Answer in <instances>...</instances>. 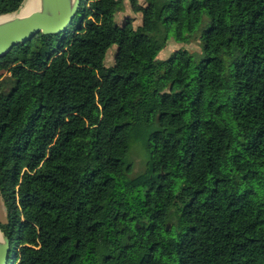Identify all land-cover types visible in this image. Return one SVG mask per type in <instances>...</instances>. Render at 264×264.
Segmentation results:
<instances>
[{
	"label": "trees",
	"instance_id": "16d2710c",
	"mask_svg": "<svg viewBox=\"0 0 264 264\" xmlns=\"http://www.w3.org/2000/svg\"><path fill=\"white\" fill-rule=\"evenodd\" d=\"M141 1L134 26L81 0L0 57L9 264H264V0ZM171 34L200 58L158 57Z\"/></svg>",
	"mask_w": 264,
	"mask_h": 264
},
{
	"label": "water",
	"instance_id": "95a60500",
	"mask_svg": "<svg viewBox=\"0 0 264 264\" xmlns=\"http://www.w3.org/2000/svg\"><path fill=\"white\" fill-rule=\"evenodd\" d=\"M80 4L81 0H40L39 8L32 13L0 15L3 17L0 20V57L8 54L15 45L26 43L40 32L61 33L72 23ZM10 252L11 242L3 233L0 238V264H9Z\"/></svg>",
	"mask_w": 264,
	"mask_h": 264
},
{
	"label": "rangeland",
	"instance_id": "374dc122",
	"mask_svg": "<svg viewBox=\"0 0 264 264\" xmlns=\"http://www.w3.org/2000/svg\"><path fill=\"white\" fill-rule=\"evenodd\" d=\"M122 1L124 3V8L122 10L116 11L117 21L120 24H122L128 16H132L134 26L142 25L143 20L141 18V12H140V5L142 4V1L140 0L139 3L137 2V0H122ZM20 10L21 8L17 12L12 13L8 16L21 14ZM116 48H117L116 46H113L109 50L106 60L107 64L114 63ZM179 49H187L194 57L200 58L203 49L202 39L198 36H192L188 40L176 41L173 39V35L171 34L166 47L158 54V57L165 58L169 56L172 52H175ZM130 160L133 165L132 174H137L146 168L147 154L141 142L133 141L130 151ZM0 219L2 221L7 220V208L1 194H0Z\"/></svg>",
	"mask_w": 264,
	"mask_h": 264
},
{
	"label": "bare ground",
	"instance_id": "6f19581e",
	"mask_svg": "<svg viewBox=\"0 0 264 264\" xmlns=\"http://www.w3.org/2000/svg\"><path fill=\"white\" fill-rule=\"evenodd\" d=\"M40 6V0H26L24 4L21 7L20 13L23 15L32 13L33 11L37 10ZM3 19V17H0V20ZM3 233L0 230V238H2Z\"/></svg>",
	"mask_w": 264,
	"mask_h": 264
}]
</instances>
